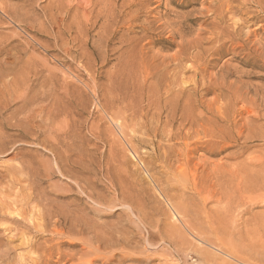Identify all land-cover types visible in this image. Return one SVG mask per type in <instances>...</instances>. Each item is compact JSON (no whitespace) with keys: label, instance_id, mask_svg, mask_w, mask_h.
<instances>
[{"label":"rangeland","instance_id":"obj_1","mask_svg":"<svg viewBox=\"0 0 264 264\" xmlns=\"http://www.w3.org/2000/svg\"><path fill=\"white\" fill-rule=\"evenodd\" d=\"M0 131V264H264V0H0Z\"/></svg>","mask_w":264,"mask_h":264},{"label":"bare ground","instance_id":"obj_2","mask_svg":"<svg viewBox=\"0 0 264 264\" xmlns=\"http://www.w3.org/2000/svg\"><path fill=\"white\" fill-rule=\"evenodd\" d=\"M28 90H31V89H28ZM24 95V94H23ZM27 96H25V97H23L22 95V100H21V104L18 106V108L17 109H15L13 112H12V118H17L16 116L17 115H19V114H23V112L25 113V111H27V110H32L31 109V106L33 105V102H34V100H31V98L30 97H32V96H29L28 97V94H26ZM19 96V95H18ZM20 96V97H21ZM33 97H34V95H33ZM18 99H20V98H17V100ZM34 99V98H33ZM16 100V99H15ZM9 105H7V107H8ZM2 107V106H1ZM5 107H6V105H5ZM36 108V107H35ZM30 112V111H29ZM31 113V112H30ZM33 113V112H32ZM26 114H28L29 115V113L28 112H26L25 113V115ZM24 115V116H25ZM27 116V115H26ZM23 117V116H22ZM18 118L17 120H18V122L15 124V127H17L18 128V130L20 131L19 132V136H21V137H29L28 136V133H26V131H25V124H24V120H23V118ZM31 117H34L33 115L31 116ZM26 118V117H25ZM29 119V118H28ZM34 119V118H33ZM33 119L31 120V118H30V120H31V122L33 121ZM27 120V119H26ZM35 120V119H34ZM28 123V122H27ZM33 123H35V122H33ZM32 123V124H33ZM31 124V123H30ZM35 125V124H34ZM30 126V125H29ZM36 126V125H35ZM30 128V127H29ZM33 129V128H32ZM36 129V128H35ZM29 130H31V129H29ZM37 130V129H36ZM35 130V131H36ZM1 132V131H0ZM169 136V135H168ZM3 137V136H2ZM38 139V138H37ZM56 143H58V142H56ZM55 143V144H56ZM59 144V143H58ZM3 145V142H0V149L2 150V149H5V146H2ZM20 145H22V144H20ZM57 146V145H56ZM66 156H67V154H66ZM67 158H69V157H67ZM70 160V159H69ZM68 160V161H69ZM60 169V168H59ZM24 170V169H23ZM50 170V169H49ZM19 171V170H18ZM75 175H76V173H74ZM74 174L72 175V177H74L75 178V176H74ZM39 177V176H38ZM77 177V176H76ZM76 180H78V179H76ZM42 183V182H41ZM35 185V184H34ZM154 188V187H153ZM38 193H40V192H38ZM42 193V192H41ZM40 193V194H41ZM80 194V193H79ZM61 202H59V204H60ZM180 205V204H179ZM59 206H61V205H59ZM175 207V206H174ZM178 207V206H177ZM177 207H175V208H177ZM177 209H179V208H177ZM45 210V209H44ZM55 212V211H54ZM177 212H178V210H177ZM48 213V212H47ZM59 213H61L62 214V212L59 210ZM50 214V213H49ZM58 214V213H57ZM44 215V214H43ZM58 215H60V214H58ZM61 216V215H60ZM60 216H58L59 218H60ZM44 217V216H43ZM45 217H49L48 215L47 216H45ZM44 217V218H45ZM61 217H64V216H61ZM65 218V217H64ZM64 218H62L63 219V221H64ZM62 221V222H63ZM67 221V220H66ZM182 221V220H181ZM17 222V221H16ZM61 234V233H60ZM173 239V238H172Z\"/></svg>","mask_w":264,"mask_h":264}]
</instances>
